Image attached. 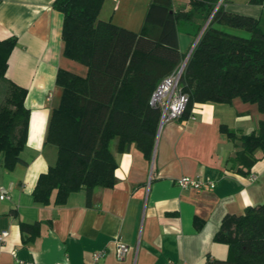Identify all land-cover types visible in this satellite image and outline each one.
<instances>
[{
	"label": "crops",
	"instance_id": "obj_1",
	"mask_svg": "<svg viewBox=\"0 0 264 264\" xmlns=\"http://www.w3.org/2000/svg\"><path fill=\"white\" fill-rule=\"evenodd\" d=\"M56 0H0V40L17 38L6 78L26 88L30 111L27 143L12 172L0 171V187L10 198L0 200V264H204L225 260L226 244L215 242L223 218L243 215L247 207L264 204V158L245 176L232 168L237 146L220 131L222 124L242 134L255 131L262 115L255 105H196L187 120L170 122L158 132L152 159L136 145L118 152L113 188L71 194L64 206H44L33 200L42 173L57 161V147L46 142L51 115L60 106L62 88L56 77L64 69L86 77V66L64 56L63 16ZM227 12L252 17L264 33V3L221 0ZM153 0H105L98 19L139 33ZM175 12H187L189 0H172ZM203 20L178 22L183 56L200 34ZM225 32L249 33L226 26ZM190 52V51H189ZM7 85L6 82H2ZM259 154V153H258ZM201 176L216 182L214 189H181L177 179ZM40 222V234L24 242L21 223ZM200 225V228L197 227ZM130 248L120 259L117 247ZM105 252L99 261L94 254Z\"/></svg>",
	"mask_w": 264,
	"mask_h": 264
},
{
	"label": "trees",
	"instance_id": "obj_2",
	"mask_svg": "<svg viewBox=\"0 0 264 264\" xmlns=\"http://www.w3.org/2000/svg\"><path fill=\"white\" fill-rule=\"evenodd\" d=\"M105 0H56L54 9L63 16L64 56L87 67L86 77L60 69L56 83L62 88L60 106L51 115L46 142L57 147V161L42 173L33 200L44 206H64L80 190L88 204L97 188H113L118 152L132 145L152 159L160 127V110L150 98L160 81L184 62L179 49L178 22L211 21L195 46L180 86L188 95L182 117L189 119L196 105L232 104L235 100L255 105L262 115L258 128L246 135L220 126L237 146L232 168L250 175L264 158V33L258 20L227 12L220 0H189L187 12H175L172 0H153L141 32L98 19ZM262 4L264 0H251ZM217 26L244 30L243 37ZM203 29L201 27L200 31ZM17 38L0 40V83H7L0 106V171L12 172L22 159L27 143L30 111L26 88L6 78ZM259 153V154H258ZM40 222L21 223L24 242L40 234ZM200 228V225H197ZM215 242L226 244L225 260L208 258L204 264H264V204L247 207L243 215H226Z\"/></svg>",
	"mask_w": 264,
	"mask_h": 264
},
{
	"label": "built area",
	"instance_id": "obj_3",
	"mask_svg": "<svg viewBox=\"0 0 264 264\" xmlns=\"http://www.w3.org/2000/svg\"><path fill=\"white\" fill-rule=\"evenodd\" d=\"M222 4V2H221ZM186 67V63L182 65L173 73L163 78L150 98V105L160 110V129L170 122L182 121V117L185 114L189 97L185 94L180 86L181 76ZM177 185L181 189H191L197 192L204 190L205 188L214 189L216 182L210 178H203L201 176L191 177L184 176L177 179ZM9 190L3 186L0 187V200L9 199ZM8 235L6 232L0 233V241H3ZM130 248L120 243L117 247L118 258H124ZM105 252H99L94 254V260L99 261Z\"/></svg>",
	"mask_w": 264,
	"mask_h": 264
},
{
	"label": "rangeland",
	"instance_id": "obj_4",
	"mask_svg": "<svg viewBox=\"0 0 264 264\" xmlns=\"http://www.w3.org/2000/svg\"><path fill=\"white\" fill-rule=\"evenodd\" d=\"M220 2V1H219ZM218 5V4H217ZM221 5V4H220ZM207 20H203L202 22V26L204 27L205 24H206ZM197 39V38H196ZM195 41L192 43V45L190 46V49L189 51H191L193 45H194ZM189 51L188 53H186L185 55V58L188 56L189 54ZM6 93H7V85L4 84V83H0V106L3 104V102L5 101V97H6Z\"/></svg>",
	"mask_w": 264,
	"mask_h": 264
},
{
	"label": "water",
	"instance_id": "obj_5",
	"mask_svg": "<svg viewBox=\"0 0 264 264\" xmlns=\"http://www.w3.org/2000/svg\"><path fill=\"white\" fill-rule=\"evenodd\" d=\"M221 2H222V1L220 0V2L218 3L216 9L220 6ZM211 18H212V17H210V18L208 19V21L206 22L205 26H204L203 29L201 30V32H200L199 36L197 37V39H196V41H195V43H194V45H193L191 51L189 52L188 56L185 58V60H184V64H185V63L187 64V62H188V60H189V58H190V56H191V54H192V52H193L195 46L197 45V43H198L199 39L201 38L202 34L204 33L205 29H206L207 26L209 25V23H210V21H211ZM160 130H161V129L159 128V131H160Z\"/></svg>",
	"mask_w": 264,
	"mask_h": 264
}]
</instances>
